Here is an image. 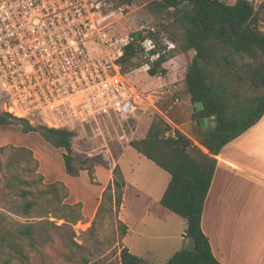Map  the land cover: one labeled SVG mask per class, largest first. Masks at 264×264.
Instances as JSON below:
<instances>
[{
	"label": "rangeland",
	"instance_id": "obj_1",
	"mask_svg": "<svg viewBox=\"0 0 264 264\" xmlns=\"http://www.w3.org/2000/svg\"><path fill=\"white\" fill-rule=\"evenodd\" d=\"M225 1L232 3V0ZM125 4L129 7L121 25L124 42L133 33L142 36L152 33L143 45L144 49L130 61H124L129 80L139 88L132 99L133 105L127 100L119 104L108 101L105 105H95V117L84 121L50 112L34 113L27 119L31 124L42 122L48 126L66 127L74 123V128H79L80 132V139L74 141L80 144L78 149H74L77 154L106 143L116 161L130 145L135 129L144 120L148 109L155 110L171 126L199 144L198 137L205 129L197 124L194 103L185 81L186 69L194 52L182 50L184 31L174 20L175 9L158 10L148 0H133ZM181 7L189 8L191 4L184 3ZM256 9L252 23L264 31V20L261 19L264 7L257 4ZM151 50L165 54L163 66L169 69L166 76L148 72L153 64L149 57ZM234 58L239 63L237 71L243 74H249L251 64L255 66L259 61L264 62V57L252 60L247 54ZM220 78L225 79L228 86H238L247 98L264 94V88L239 81L235 75ZM7 103L5 69L0 66V114L8 113ZM78 112L81 113L80 110ZM7 117L11 123L0 126V171H6L7 180L13 179L9 184L0 180V264H121L124 236L119 220L134 225V231L128 237L129 243L135 239L145 249L151 248V252L144 254L145 263L161 264L176 251L193 247V241L183 234L186 226L183 217L173 212L170 215L165 209L158 210L155 205L151 207V215L139 210L148 201L143 192L154 199L161 193L164 182L169 180V173L153 161L146 157L140 159L136 153L128 152L122 161L128 182L124 206L122 204L118 216L114 211L97 213L102 198L98 194L101 188L97 185L102 174L97 175L94 167L95 182H91L87 170L81 171L78 177L68 175L62 157L64 148L51 146L36 131L25 133L19 120ZM208 122L207 128L215 125L213 120ZM22 147L32 153L22 150ZM114 160L109 165L101 156L95 165H104L106 174L111 166L114 169L119 164L115 165ZM54 182L57 183L56 189H47V184ZM24 190L29 193L24 194ZM29 201L34 203L25 213L24 205ZM106 204L111 205L110 202ZM121 210L125 219L120 217ZM77 213L80 217L73 221ZM163 217L170 221L169 224H165ZM25 224L35 226L33 240L26 237L17 239L20 236L18 228ZM170 234H175V237H166Z\"/></svg>",
	"mask_w": 264,
	"mask_h": 264
},
{
	"label": "trees",
	"instance_id": "obj_2",
	"mask_svg": "<svg viewBox=\"0 0 264 264\" xmlns=\"http://www.w3.org/2000/svg\"><path fill=\"white\" fill-rule=\"evenodd\" d=\"M132 1L123 0L124 3ZM148 1L158 10L175 9L174 20L184 31L182 50L194 52L186 69L185 81L191 98L203 104L195 116L215 122L214 126L202 130L197 144L184 132L171 126L155 110L148 109L130 140L129 144L133 148L169 172L170 180L160 202L186 219L184 236L193 241V247L176 251L161 264H223L214 255L209 237L202 228L204 205L218 162L216 156L227 143L261 119L264 114V94L247 98L238 86H228L225 79L220 77L235 75L239 81H248L257 88H264V62L259 61L255 66L251 64L249 74H243L237 71L239 63L234 58L243 54L249 55L252 60L263 58L264 31L252 23L257 13L252 0H236L234 3L225 0ZM184 3H190L191 7H181ZM260 7H264V0ZM133 37L124 45L123 66L124 61H130L144 49L143 45L152 37V33L148 36L133 33ZM149 57L153 64L148 72L151 75L166 76L169 69L163 66L165 54L151 50ZM7 115L19 120L25 133L36 131L51 146L64 148L62 157L68 175L78 177L81 171L87 170L91 182L96 181L94 167L98 157L92 154L79 155L73 149V142L80 139L79 128L70 130L65 126H48L42 122L31 124L28 119L10 113L0 114V126L11 123ZM21 149L32 153L26 147ZM5 176L6 171H0L1 182L9 184L13 178L7 180ZM56 187V182L47 184L49 190H55ZM125 187V175L117 164L113 169V179L102 192L97 213L103 210L109 213L114 211L118 216ZM28 193L24 190V194ZM106 202L111 205L108 206ZM33 203H25V213L31 210ZM78 217L77 213L73 221H77ZM119 221L122 235L125 236L128 225ZM18 233L20 236L17 239L26 237L33 240L35 226L22 225ZM120 256L121 264H148L125 245Z\"/></svg>",
	"mask_w": 264,
	"mask_h": 264
},
{
	"label": "built area",
	"instance_id": "obj_3",
	"mask_svg": "<svg viewBox=\"0 0 264 264\" xmlns=\"http://www.w3.org/2000/svg\"><path fill=\"white\" fill-rule=\"evenodd\" d=\"M128 7L123 0H0L6 111L84 121L95 117V105L127 100L132 106L139 88L122 62L124 45L134 39L125 43L121 31ZM79 145L73 142V149ZM88 153L109 165L114 160L106 143L81 155Z\"/></svg>",
	"mask_w": 264,
	"mask_h": 264
},
{
	"label": "crops",
	"instance_id": "obj_4",
	"mask_svg": "<svg viewBox=\"0 0 264 264\" xmlns=\"http://www.w3.org/2000/svg\"><path fill=\"white\" fill-rule=\"evenodd\" d=\"M235 1L232 0V3ZM252 1L256 7L263 0ZM261 19L264 20V17ZM130 151L136 153L140 159L146 157L131 145L126 146L114 162L115 165H121L124 175L122 161ZM216 157L218 162L203 210V231L209 237L214 255L223 264H264V114L256 124L227 143ZM104 167L101 163L95 165L97 175L102 174L99 176L100 184L97 185L101 188L98 192L100 196L113 179V166L106 174ZM166 182L161 187L159 196L154 199L149 193L143 192L148 201L139 207L141 213L151 215L153 205L158 210L165 209L168 214L173 212L160 202L168 185ZM127 185L126 180V187ZM122 216L121 210L120 217ZM163 219L165 224H169L167 218ZM133 227L134 225H128L123 244L132 253L145 259L144 254L151 252V248L145 249L146 247L135 239L128 242L129 235L134 231ZM186 227L187 221L183 234ZM138 234L140 235V232ZM173 236L175 237V234L166 235L170 238Z\"/></svg>",
	"mask_w": 264,
	"mask_h": 264
},
{
	"label": "water",
	"instance_id": "obj_5",
	"mask_svg": "<svg viewBox=\"0 0 264 264\" xmlns=\"http://www.w3.org/2000/svg\"><path fill=\"white\" fill-rule=\"evenodd\" d=\"M191 101H192V103H194V111H198V110L203 108V104L200 103V102L195 101L193 97L191 98ZM208 121L209 120L206 117L205 118H199L198 121H197V124L199 126L202 125L204 129H207V126L209 124Z\"/></svg>",
	"mask_w": 264,
	"mask_h": 264
}]
</instances>
